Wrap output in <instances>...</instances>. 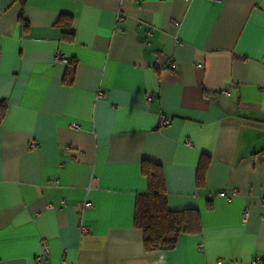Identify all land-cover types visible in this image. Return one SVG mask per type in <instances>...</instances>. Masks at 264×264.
<instances>
[{
    "label": "crops",
    "instance_id": "crops-1",
    "mask_svg": "<svg viewBox=\"0 0 264 264\" xmlns=\"http://www.w3.org/2000/svg\"><path fill=\"white\" fill-rule=\"evenodd\" d=\"M0 104V264H264V0H0ZM145 160L200 214L173 251L134 225Z\"/></svg>",
    "mask_w": 264,
    "mask_h": 264
},
{
    "label": "trees",
    "instance_id": "trees-1",
    "mask_svg": "<svg viewBox=\"0 0 264 264\" xmlns=\"http://www.w3.org/2000/svg\"><path fill=\"white\" fill-rule=\"evenodd\" d=\"M58 26L65 28L68 35H73V21L69 16H62ZM67 84L72 76L65 78ZM6 114V107L0 104V124ZM210 163L209 157H202L197 172V184L202 186ZM142 174L147 178L148 191L138 196L136 201L134 225L144 233L146 252L173 251L182 235H197L201 232V218L197 210L168 209L167 194L162 167L151 161H143Z\"/></svg>",
    "mask_w": 264,
    "mask_h": 264
},
{
    "label": "built area",
    "instance_id": "built-area-1",
    "mask_svg": "<svg viewBox=\"0 0 264 264\" xmlns=\"http://www.w3.org/2000/svg\"><path fill=\"white\" fill-rule=\"evenodd\" d=\"M213 1L217 2L219 0H213ZM119 19H120V16L118 17V20ZM55 60L57 62H62L64 64H66V65H68L70 63L69 60L63 54H57L56 57H55ZM148 100L152 101L153 98L149 95L148 96ZM170 123L171 122H170V120L167 117H165V116L161 117V119H160V125L161 126H168V125H170ZM185 144L187 146H191V142L190 141H185ZM37 148H38V145H37L36 142L33 141V142L30 143V149H37ZM234 194L235 193H232V195H234ZM219 196L220 197H224V194L220 193ZM261 201L264 202V197H261ZM91 207H92V203L90 201H88V200H85L83 203H81V209L83 211L86 210V209H90ZM245 218H247V211L245 212ZM79 227H80L81 232L83 234L88 232V229L83 225L82 222L79 223ZM46 254H47V249H46L45 245H42V254L37 257V261L41 262L43 260V257ZM252 264H259V262L257 260H253Z\"/></svg>",
    "mask_w": 264,
    "mask_h": 264
}]
</instances>
